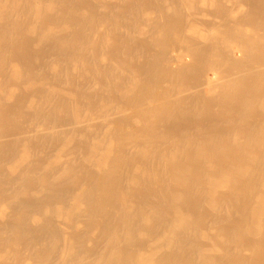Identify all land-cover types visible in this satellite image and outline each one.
Returning <instances> with one entry per match:
<instances>
[{"label":"bare ground","instance_id":"1","mask_svg":"<svg viewBox=\"0 0 264 264\" xmlns=\"http://www.w3.org/2000/svg\"><path fill=\"white\" fill-rule=\"evenodd\" d=\"M0 264H264V0H0Z\"/></svg>","mask_w":264,"mask_h":264}]
</instances>
